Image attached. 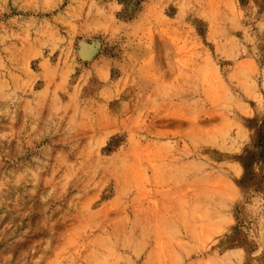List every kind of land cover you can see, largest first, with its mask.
I'll return each instance as SVG.
<instances>
[{"label": "rangeland", "instance_id": "1", "mask_svg": "<svg viewBox=\"0 0 264 264\" xmlns=\"http://www.w3.org/2000/svg\"><path fill=\"white\" fill-rule=\"evenodd\" d=\"M0 264H264V0H0Z\"/></svg>", "mask_w": 264, "mask_h": 264}, {"label": "bare ground", "instance_id": "2", "mask_svg": "<svg viewBox=\"0 0 264 264\" xmlns=\"http://www.w3.org/2000/svg\"><path fill=\"white\" fill-rule=\"evenodd\" d=\"M129 8V7H128Z\"/></svg>", "mask_w": 264, "mask_h": 264}]
</instances>
